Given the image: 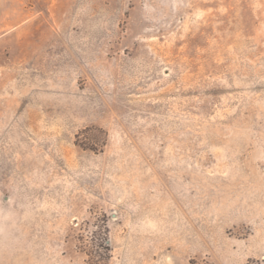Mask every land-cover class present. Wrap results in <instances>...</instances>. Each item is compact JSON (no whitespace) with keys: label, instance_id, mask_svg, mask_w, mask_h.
Listing matches in <instances>:
<instances>
[{"label":"rangeland","instance_id":"1","mask_svg":"<svg viewBox=\"0 0 264 264\" xmlns=\"http://www.w3.org/2000/svg\"><path fill=\"white\" fill-rule=\"evenodd\" d=\"M0 264H264V0H0Z\"/></svg>","mask_w":264,"mask_h":264}]
</instances>
